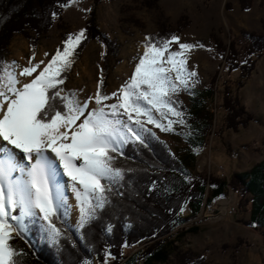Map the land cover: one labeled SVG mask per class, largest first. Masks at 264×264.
I'll use <instances>...</instances> for the list:
<instances>
[{
    "label": "rangeland",
    "instance_id": "374dc122",
    "mask_svg": "<svg viewBox=\"0 0 264 264\" xmlns=\"http://www.w3.org/2000/svg\"><path fill=\"white\" fill-rule=\"evenodd\" d=\"M156 5L157 9H148L143 6L142 0L101 3L74 0L67 5L63 13L66 32L75 34L85 29L89 15L93 12L97 29L116 41L119 51L116 59L109 60L105 77L102 70L105 47L96 40L89 42L79 55L76 54L72 66L65 72L68 79L64 81L63 87L67 92L76 93L82 101L94 97L97 87L103 81L104 93L111 95L118 91L134 71L138 62L134 57L143 54L145 37L157 34L162 26L180 37L181 43L193 44L194 47L186 53V64L189 71L197 73L193 79L198 83L193 85L189 81L193 94L182 90L172 97L177 109L184 112L183 119L190 128L174 123L173 130L166 132L147 123L145 117L140 119L146 130L168 144L173 156L183 160L189 180L213 176L226 182L227 187L221 195L206 203L197 216L192 215L188 205L184 207L181 217L185 222L174 232L173 238L180 231L190 228L196 227L197 232L178 237L174 246L181 252L204 257L205 264H233L234 261L237 264H264V222L250 223L251 194L242 196L240 192H235L237 190L233 185H229L233 174L243 176L263 159L264 55L259 59L257 69L245 87L237 92L241 105L253 116V121L245 129L238 133L225 130L222 124V90L212 99L208 93V90L215 91V86H212L213 77L221 76L222 81L228 78L212 35L227 45L231 40H236L243 59L246 42L239 38L242 32L262 33L264 6L260 7L258 0H250L249 9H244L247 4L243 5L240 0H158ZM60 33L62 31L54 27L34 49L23 36L16 35L10 42L4 63H9L12 58L21 69L29 66L30 61L39 63L43 60L46 64L59 49ZM171 47L179 50L178 44H172ZM170 75L175 79L174 72ZM231 77L236 78L237 75ZM90 103L94 105V100ZM180 106L185 109L182 110ZM201 110H208L213 121L203 145L194 148L187 141L194 134L192 115ZM152 111L155 118L164 124H167L168 119H177L171 114L162 118L155 109ZM123 118L127 119L126 116ZM230 208L235 209L232 214H229ZM68 216L70 214L62 213L61 219L69 227L77 229L79 213L73 218ZM13 234L17 233L13 231ZM22 237L28 239V232ZM166 264H173L172 258Z\"/></svg>",
    "mask_w": 264,
    "mask_h": 264
},
{
    "label": "snow or ice",
    "instance_id": "6c2138e0",
    "mask_svg": "<svg viewBox=\"0 0 264 264\" xmlns=\"http://www.w3.org/2000/svg\"><path fill=\"white\" fill-rule=\"evenodd\" d=\"M86 39V29L69 34L46 64L30 61L20 71V77L28 78L24 81L14 71L15 62L0 63V264H16L17 251L9 243L13 231L23 236L36 226L38 241L60 244L63 233L55 221L71 208L62 176L72 182L77 230L85 229L96 210L112 202L107 193L116 189L111 185L131 181L112 154H122L130 140L145 144L140 117L161 131H172L174 123L190 128L172 97L182 90L193 94L189 81L198 83L193 79L197 73L186 64L193 44L181 43L175 34L170 39L146 36L143 54L134 57V71L119 90L108 95L98 86L94 97L82 101L65 91L63 73ZM153 109L162 118L171 114L177 119L164 124Z\"/></svg>",
    "mask_w": 264,
    "mask_h": 264
},
{
    "label": "trees",
    "instance_id": "16d2710c",
    "mask_svg": "<svg viewBox=\"0 0 264 264\" xmlns=\"http://www.w3.org/2000/svg\"><path fill=\"white\" fill-rule=\"evenodd\" d=\"M72 1L0 0V63L5 62L10 42L16 35L23 36L34 49L56 27L62 31L59 44V49H62L64 40L70 34L65 31L63 13ZM240 1L243 5L247 4L244 9H249L250 0ZM258 1L263 7L264 0ZM157 2L142 0L143 6L148 9H157ZM94 19L95 15L91 12L85 26L87 39L77 49V55L89 42L96 40L101 43L105 47L102 70L106 77L109 60L117 58L119 45L97 29ZM262 30V33L242 32L239 39L246 42L243 59L236 40L227 45L212 35L228 78L222 81L221 76L213 77L215 91L208 90V93L212 99L222 90V124L225 130L238 133L253 121V116L241 105L237 92L245 87L264 55V20ZM171 34L174 33L162 26L161 31L151 37L162 39L167 36L170 39ZM233 74L237 77H231ZM63 76L64 81L68 79L66 73ZM99 86L103 91L105 82ZM180 108L185 109L183 106ZM212 117L208 110L192 115L194 134L187 142L194 148L203 145ZM144 138L145 144L130 140L124 145L122 154H112L118 166L126 170V177L131 176V181L126 179L111 185L116 189L107 193L112 202L104 209H97L95 218L85 229L77 230L61 218L57 219L56 225L63 233L58 246L46 240L38 241L36 226H31L28 239L18 234L11 235L9 243L16 248V264H84L85 261L88 264L93 261L97 264H166L169 258H172L173 264H205L204 257L181 252L174 246L178 237L196 233V227L180 231L175 238L172 235L185 222L181 217V207L188 205L193 216L199 215L206 203L224 192L227 183L213 176L189 180L183 160L173 156L166 142L149 130L144 132ZM261 160L245 175L233 174L229 179V185H233L242 196L251 194L250 223L257 224L258 221L264 222V151ZM104 183L107 186V182ZM60 215L62 217V213ZM109 226L111 231H108Z\"/></svg>",
    "mask_w": 264,
    "mask_h": 264
},
{
    "label": "bare ground",
    "instance_id": "6f19581e",
    "mask_svg": "<svg viewBox=\"0 0 264 264\" xmlns=\"http://www.w3.org/2000/svg\"><path fill=\"white\" fill-rule=\"evenodd\" d=\"M12 62L13 61H12V58H11L9 60V63H7V64L11 65ZM14 71L16 72L18 79H20L21 81H24V80L28 79L26 77H20L19 76V73H20V71H22V69L16 63H15ZM68 131H69V134H70L71 133V129H69ZM61 172H62V169H61ZM61 181L65 185V187H64V195L68 199V203L71 206L70 212H69L70 216H68V217H70V218L76 217V215L79 213V209L77 207V201L75 199L74 193L72 192V189H71V183L72 182L66 176H62L61 177Z\"/></svg>",
    "mask_w": 264,
    "mask_h": 264
},
{
    "label": "built area",
    "instance_id": "2783aa9c",
    "mask_svg": "<svg viewBox=\"0 0 264 264\" xmlns=\"http://www.w3.org/2000/svg\"><path fill=\"white\" fill-rule=\"evenodd\" d=\"M235 192L238 193V191H235ZM233 211H235V209L234 208H230L229 214H232Z\"/></svg>",
    "mask_w": 264,
    "mask_h": 264
}]
</instances>
